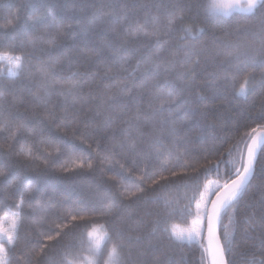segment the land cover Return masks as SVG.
I'll return each mask as SVG.
<instances>
[{
  "label": "snow or ice",
  "instance_id": "1",
  "mask_svg": "<svg viewBox=\"0 0 264 264\" xmlns=\"http://www.w3.org/2000/svg\"><path fill=\"white\" fill-rule=\"evenodd\" d=\"M26 7L23 23L19 9L0 22V264H140L145 242L151 264H186L162 250L173 244L234 264L241 230L258 231L260 256L243 264H264V101L237 111L264 90V0ZM195 87L224 111L190 107ZM210 113L234 135L221 140ZM254 180L258 224L237 216ZM177 216L186 228L170 226Z\"/></svg>",
  "mask_w": 264,
  "mask_h": 264
},
{
  "label": "trees",
  "instance_id": "2",
  "mask_svg": "<svg viewBox=\"0 0 264 264\" xmlns=\"http://www.w3.org/2000/svg\"><path fill=\"white\" fill-rule=\"evenodd\" d=\"M28 3V0H0V22H3L8 16H10L12 13L16 12L17 9H19V15L21 16V21L23 23L24 20L27 19L28 15L32 11L28 7H26ZM192 21H187V25H191ZM3 36V30H0V37ZM207 39V37L205 38ZM241 42H244L246 37H239ZM34 63L38 64V61H34ZM199 83V82H198ZM3 85L0 84V89H3ZM7 95V94H6ZM189 96V104L190 107L193 109L199 107L201 111H204L205 109H211L213 112L215 111H224L223 108H221V105L226 104L227 101L223 97H213L210 93L206 91H201L199 87H195L191 93L188 94ZM198 97H203V99H199ZM11 98V97H7ZM264 101V90L257 89L248 99L247 101H243L240 105V108L237 109V111H240L244 108H250L252 105H255L256 112H259L260 104ZM235 115V113H233ZM209 122L217 125V132L216 135L221 138V140L225 137H231L234 135L232 132H224L222 130V122L213 119L212 113L209 114ZM241 120H243V117H240ZM213 143L212 139L210 138L207 144H200V143H193L192 145H189L191 149H201V148H207ZM217 145H219L220 140L216 141ZM229 145H225V149ZM181 152H183V149H181ZM212 159H215L216 157H211ZM223 172V168L221 169ZM177 172H182L181 168H177ZM216 176L215 174H210L208 176L207 180H202V187L201 191H203V184H207L210 180H215ZM188 182L181 179H176V186L179 189V195L182 197L187 191L188 195H191V190L186 189L184 186ZM258 181H253V188L249 191V193L243 198V200L240 201V203L237 206V216L238 218L243 221L244 217L252 216V219L256 221V223H259V216H258V200H259V192L256 191V184ZM184 201H181V205L183 206ZM155 205H148V210L155 209ZM27 211V209H25ZM253 213H257L256 215H253ZM227 218L225 219V223L227 224ZM100 224H103V221L99 222ZM188 223H190V218ZM171 225H175L178 230L184 229L188 226L184 222L182 218L177 216L175 219L171 221ZM251 227H255V224H252ZM258 234V231L257 233ZM256 234H253L252 232L248 233V236L250 237L247 241H242L241 236L244 235V233L241 231H238L237 234V244L233 247V251L231 253L230 258L234 260V264H243V260L245 257V253H248L249 255L255 251L257 254V259L260 258L259 256V241L258 239H255L254 236ZM73 242L72 240V233L69 232L68 236L65 237V239L62 241L63 245H69ZM152 243H156V240H153ZM21 248L24 249L25 252H27L29 249L24 247L23 242L21 243ZM162 250L167 251L169 256L175 257L177 260L180 258L181 255L184 256L186 264H198L199 258H200V251L198 245H187L186 247H180L177 245H171L168 247H164L162 245ZM61 255L66 254L69 251H72L71 248L64 247L61 248ZM140 252H142V255H139L138 257L134 254V259H137L140 261V264H151L153 259V254L151 250L148 249V244L145 242L143 246L140 248ZM160 253H157L159 255ZM54 255V253H53ZM56 259H59V257H55ZM70 258V257H69Z\"/></svg>",
  "mask_w": 264,
  "mask_h": 264
},
{
  "label": "rangeland",
  "instance_id": "3",
  "mask_svg": "<svg viewBox=\"0 0 264 264\" xmlns=\"http://www.w3.org/2000/svg\"><path fill=\"white\" fill-rule=\"evenodd\" d=\"M210 181H212V180H210ZM210 181H209V182H210ZM209 182L207 183V184L209 185V188H210V189H213V188H214V185L210 184Z\"/></svg>",
  "mask_w": 264,
  "mask_h": 264
}]
</instances>
